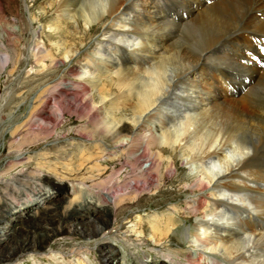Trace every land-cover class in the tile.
Wrapping results in <instances>:
<instances>
[{
	"label": "bare ground",
	"instance_id": "bare-ground-1",
	"mask_svg": "<svg viewBox=\"0 0 264 264\" xmlns=\"http://www.w3.org/2000/svg\"><path fill=\"white\" fill-rule=\"evenodd\" d=\"M29 1L30 25L40 23L48 31L39 30L40 38L46 36L42 45L34 39L38 30L30 32L29 54L38 67L20 85L23 100L32 95L21 128L27 132L31 116L46 105L51 85L57 77L62 79L64 72L55 75L63 66L71 76L61 82L62 98L53 111L39 115L38 131L52 132L58 124L54 115L61 118L71 104L75 111L82 107L96 123L93 129H77L79 141L53 144L52 152L60 155L65 146L86 144H113L121 154L132 152L144 163L141 179L124 182L132 193L115 197L103 192L120 211L126 203L138 201L148 184L149 196L168 181L180 184L179 191L189 197L169 203L177 214L167 215L162 224L155 215L137 214L127 220V231L142 239L138 228L145 220L149 241L156 249L161 244L166 248L175 241V222L184 218L190 224L193 252L181 253L183 261L177 264H264V0ZM178 38L192 45L181 47ZM4 55L0 68L18 65V56ZM209 71L232 96L225 106L215 102L216 90L202 87ZM22 139L23 144L39 140ZM182 166L190 172L167 177ZM50 201L51 195L44 194L27 204L40 209ZM35 215L24 218L18 210L0 222V264L22 252L40 251L62 228L89 238L105 237L103 221L74 229L75 224L55 213L51 224L57 226L44 229L39 224L45 219ZM15 219L36 224L35 231L8 249L5 226ZM111 252L106 249L101 257L116 264ZM72 263L85 264L80 258Z\"/></svg>",
	"mask_w": 264,
	"mask_h": 264
},
{
	"label": "rangeland",
	"instance_id": "rangeland-1",
	"mask_svg": "<svg viewBox=\"0 0 264 264\" xmlns=\"http://www.w3.org/2000/svg\"><path fill=\"white\" fill-rule=\"evenodd\" d=\"M40 2L41 0H38V3ZM28 8H31L29 0H0V58H4L6 53H9L13 59L18 56V65L15 68L12 69L13 62L9 66L0 68V222L13 211L20 210L24 218L35 213V219H45L44 223L39 224L44 229L57 226V223L51 224L56 213L69 219V223L75 224L77 228L74 229L96 227L98 222L95 221H100L99 224L103 221L106 230L103 232L105 237L99 239L97 236L89 238L79 235L76 231L62 228L40 251L34 254L19 253L3 264H73L72 262L78 258L85 264H112L113 261L109 259L103 261L101 257L102 251L106 249L112 251V255L116 257V264H159L163 260H166L167 264H177L180 259L183 261V258H180L181 253L193 252L192 238L187 233L190 224L184 218L175 222L176 227L172 230L175 241L168 243L166 248H162L163 244H161L159 246L161 249L158 247L156 249L149 241L147 234L149 223L145 220L138 228L139 238L143 236L142 239L139 240L135 233L127 231L130 225L127 220H132L137 214L143 217L146 213L149 216L155 215L161 224L166 221L167 215L177 214L170 210L169 203H183L189 198L187 194L179 191L180 184L165 181L156 189L160 192L151 196L148 195L149 193L146 194L147 189L152 187L148 184L145 190L140 192L142 197L138 201L126 203L124 210L120 211L119 207L106 200L104 193L108 191L115 197L122 196L121 193L131 194L130 187H123L124 182L133 178L141 179L143 176L140 175L139 168L144 163L137 162L132 152L121 154L119 148L113 144L109 147H90L89 144L84 147L71 145L60 149V155L53 153L51 150L53 144L62 146L71 140L79 141L82 135L77 129L80 130L82 126L93 129L96 123L94 117L86 114L82 107L75 111L73 104L70 105V109L63 112L61 118L59 115H54L58 124L52 132L38 131L39 115L44 114L43 111L46 110L53 111L55 101L62 98L59 91L61 82L71 76L65 72L63 66L55 75L57 77L61 71L64 72L62 79L57 77L51 85L46 95L48 97L46 105L31 116L27 132L21 128L31 105L32 95L27 100H23L20 85L22 87L23 81L38 67L32 64L29 54L30 32L32 28L38 32L48 31L46 25L43 29L40 23L34 24L31 21L30 25ZM33 10L36 11V7H33ZM197 12L198 10L190 17L194 18ZM48 16L52 17L53 14ZM2 29L12 30L15 34L8 32L5 35ZM44 34L40 38L39 32L34 38L38 42L42 40L41 45L46 38ZM93 39L94 35L91 41ZM13 42H16V45ZM176 43L181 47L185 43L192 45L182 38H178ZM176 43L173 42L167 47ZM5 49H7L6 53ZM193 52H197L195 48ZM63 59L67 63V58ZM2 63L0 60V64ZM203 86L207 90H216L218 98L215 102L218 101L221 106L227 105L228 100L232 98L226 85L213 71L208 72V78L203 81ZM13 131L14 133L11 134ZM23 136L37 137L39 140L23 144L21 143ZM189 172L186 166H182L174 175L168 174L167 177L172 178ZM44 194H50L51 201L40 209L31 207L34 204H27L35 196ZM105 204H107L106 211L103 209ZM21 221L15 219L12 221L13 224L5 226L8 230L4 241H9L5 245L8 249H12L13 245L22 238H30L31 232L35 231L36 224ZM60 226L63 227L64 224L60 223ZM49 251L56 256L51 258ZM166 257H172V261Z\"/></svg>",
	"mask_w": 264,
	"mask_h": 264
}]
</instances>
